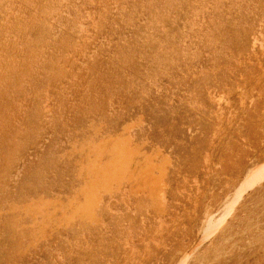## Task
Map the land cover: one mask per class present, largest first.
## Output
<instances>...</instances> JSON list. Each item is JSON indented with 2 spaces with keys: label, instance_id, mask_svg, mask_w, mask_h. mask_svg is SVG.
I'll list each match as a JSON object with an SVG mask.
<instances>
[{
  "label": "rangeland",
  "instance_id": "374dc122",
  "mask_svg": "<svg viewBox=\"0 0 264 264\" xmlns=\"http://www.w3.org/2000/svg\"><path fill=\"white\" fill-rule=\"evenodd\" d=\"M262 20L264 0H0V264L180 263L264 163ZM238 240L223 264L264 263Z\"/></svg>",
  "mask_w": 264,
  "mask_h": 264
},
{
  "label": "bare ground",
  "instance_id": "6f19581e",
  "mask_svg": "<svg viewBox=\"0 0 264 264\" xmlns=\"http://www.w3.org/2000/svg\"><path fill=\"white\" fill-rule=\"evenodd\" d=\"M174 1V0H173ZM166 2V1H165ZM167 3V2H166ZM169 4V2H168ZM245 4V3H244ZM165 5V4H164ZM171 4H169L170 6ZM6 6V5H5ZM168 6V7H169ZM216 6V5H215ZM237 6V5H236ZM248 6V5H247ZM252 6V5H251ZM250 6V7H251ZM70 7V6H69ZM241 7V4H240ZM175 8V7H174ZM198 10V9H196ZM239 10V9H238ZM195 11V10H193ZM192 11V12H193ZM243 11V10H242ZM191 12V13H192ZM197 12V11H196ZM202 12V11H201ZM205 12V11H204ZM203 12V13H204ZM230 12V11H229ZM241 12V11H239ZM257 12V11H256ZM176 13V12H175ZM202 13V14H203ZM253 13V12H251ZM198 14V13H197ZM247 14V13H246ZM69 15V14H68ZM190 15V14H189ZM230 15V14H228ZM227 16V15H226ZM231 16V15H230ZM240 16V15H239ZM196 17V15H195ZM247 17V16H245ZM190 19V18H189ZM188 19V20H189ZM205 19V18H204ZM238 19V18H237ZM241 20V19H240ZM186 21V20H185ZM184 21V22H185ZM261 21V20H260ZM264 21V20H262ZM187 22V21H186ZM192 22V21H190ZM193 23V22H192ZM213 23V22H212ZM222 22H220L221 24ZM202 25V24H201ZM219 25V24H218ZM223 25V24H222ZM194 26V25H193ZM213 27V26H212ZM211 27V28H212ZM215 27V26H214ZM35 28V27H34ZM209 28V27H208ZM202 29V28H201ZM189 30V29H188ZM208 30V29H207ZM8 31V30H7ZM187 31V30H186ZM191 33V32H190ZM224 33V32H222ZM219 34V33H218ZM198 35V34H197ZM197 38V37H196ZM199 38V37H198ZM255 38V37H254ZM56 39V38H55ZM155 39V38H154ZM157 40V39H156ZM155 40V41H156ZM159 40V39H158ZM152 41V40H151ZM152 41V42H155ZM263 41V40H262ZM42 42V41H41ZM157 42V41H156ZM159 43V42H157ZM203 43V42H202ZM152 44V43H151ZM261 45V44H260ZM242 47V46H241ZM261 47V46H260ZM5 48V47H4ZM251 49V48H250ZM187 50V49H186ZM236 50V49H235ZM181 51H183L181 49ZM159 52V51H158ZM176 52V51H175ZM186 52V51H185ZM182 54V53H181ZM213 54V53H212ZM220 54V53H219ZM159 55V54H158ZM167 55V54H166ZM172 55V54H171ZM182 56H184L182 54ZM216 56V54H215ZM256 56V55H255ZM173 57V55H172ZM214 58V57H213ZM153 61V60H152ZM164 61V60H163ZM175 61V60H173ZM172 61V62H173ZM177 61V60H176ZM157 62V61H156ZM211 62V61H209ZM160 63V62H159ZM176 63V62H175ZM152 65V64H150ZM175 65V64H174ZM160 66V65H158ZM163 67V66H162ZM174 67V66H173ZM176 68V67H175ZM159 70V68H157ZM162 71V70H161ZM165 72V69H164ZM162 73V72H161ZM132 84V83H131ZM210 96V95H209ZM23 140V139H22ZM223 180V179H222ZM239 187L236 190L234 198L231 202L224 200L222 205L228 207L225 215L219 218L217 221H213L210 216V212L206 211V215L201 228L198 230L197 242L190 246L188 252L182 257L178 264H223L228 262V259L233 258L232 253L238 249L237 242L234 241L235 235L241 237L246 242V249L254 247L262 237H264V224L257 218L256 220L249 219L245 216L242 208L236 209V206L240 205V201L245 199L244 194L247 191L253 190V194L248 197L255 199L259 194V189L264 188V163L257 167L252 172L246 174ZM248 193H246L247 195ZM230 196V195H229ZM228 198V197H227ZM231 199V198H230ZM221 200V199H220ZM252 203V202H251ZM248 204V203H247ZM253 204V203H252ZM221 205V204H220ZM251 205V204H250ZM249 205V206H250ZM217 212V210H216ZM213 216V215H212ZM246 219L245 227L243 230L240 228V232L237 234L233 230L236 228V222ZM261 219V218H260ZM133 222V221H132ZM131 225V223H129ZM241 224V223H240ZM241 227V226H240ZM127 230V229H126ZM249 234L251 236H249ZM248 235V237H247ZM197 236V235H196ZM132 237V236H131ZM247 237V238H246ZM246 239V240H245ZM242 240H238L239 242ZM263 241L261 240V242ZM260 244V245H261ZM244 245V244H243ZM264 245V244H263ZM228 246V247H227ZM242 246V245H241ZM240 246V247H241ZM158 247V246H157ZM257 250V249H256ZM263 250V249H262ZM245 251V250H244ZM255 251V250H254ZM261 251V249H260ZM264 253V252H263ZM184 254V253H183ZM242 255V254H241ZM238 255V256H241ZM255 255V254H254ZM253 255V256H254ZM261 255V254H260ZM264 255V254H263ZM256 258V257H255ZM250 260V259H249ZM257 261V260H256ZM238 262V261H236ZM264 264V263H263Z\"/></svg>",
  "mask_w": 264,
  "mask_h": 264
}]
</instances>
